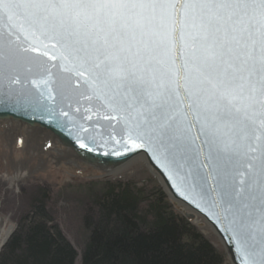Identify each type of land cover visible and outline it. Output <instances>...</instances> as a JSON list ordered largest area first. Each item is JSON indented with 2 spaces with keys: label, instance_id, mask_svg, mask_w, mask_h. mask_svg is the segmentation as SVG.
<instances>
[{
  "label": "snow or ice",
  "instance_id": "1",
  "mask_svg": "<svg viewBox=\"0 0 264 264\" xmlns=\"http://www.w3.org/2000/svg\"><path fill=\"white\" fill-rule=\"evenodd\" d=\"M0 25V63L41 78L38 104L82 81L123 121L105 154L151 152L264 264V0H0Z\"/></svg>",
  "mask_w": 264,
  "mask_h": 264
},
{
  "label": "trees",
  "instance_id": "2",
  "mask_svg": "<svg viewBox=\"0 0 264 264\" xmlns=\"http://www.w3.org/2000/svg\"><path fill=\"white\" fill-rule=\"evenodd\" d=\"M85 188L64 200L74 208L79 247L58 221L50 190L37 186L24 196L0 264H229L158 180H104Z\"/></svg>",
  "mask_w": 264,
  "mask_h": 264
},
{
  "label": "water",
  "instance_id": "3",
  "mask_svg": "<svg viewBox=\"0 0 264 264\" xmlns=\"http://www.w3.org/2000/svg\"><path fill=\"white\" fill-rule=\"evenodd\" d=\"M3 31L4 26L0 25V33ZM46 43L49 47L42 48L41 51H48L49 57L45 59H50V56L55 54L52 48L55 42ZM52 64L58 65L59 60L50 61L49 67ZM57 71L58 68H52L54 74ZM15 73L19 74L20 84H10L9 78ZM32 79L39 83L41 78L32 75L26 62H17L11 69L0 63V122L16 121L21 125L48 132L62 146L75 152L80 165L87 168L91 176L111 174L135 158L142 157L167 194L190 211L185 214L186 217L190 221L197 215L203 218L217 234L230 263L242 264L239 249L231 241L230 233L225 230L224 224L212 216L198 199L193 201V197L180 181L174 178L151 152L141 148L120 156L105 154L110 153L113 148L110 137L121 138L123 121L116 113L106 108L103 99L94 95L91 89L82 86V81L74 78L71 87L65 91V98L61 100L57 97V103L46 110L43 104L37 103L36 88L26 82ZM44 87L45 85L40 84L41 89ZM50 87L52 91H56L55 79ZM78 92H82L83 96L78 95ZM61 111L67 112L68 115H60ZM89 116L91 119H88ZM105 116H117V119L105 120ZM81 143L88 144L91 150L82 148ZM117 150L122 149L117 147Z\"/></svg>",
  "mask_w": 264,
  "mask_h": 264
},
{
  "label": "rangeland",
  "instance_id": "4",
  "mask_svg": "<svg viewBox=\"0 0 264 264\" xmlns=\"http://www.w3.org/2000/svg\"><path fill=\"white\" fill-rule=\"evenodd\" d=\"M10 144L9 149L3 148L0 143V210L5 219L14 225L17 221V216L21 213L23 208V199L28 191L37 188V186L46 187L50 190L51 201L50 204L55 211L58 221L65 228L69 238L79 247L82 240L80 227L77 225L76 217H73L74 208L67 201L70 195H80L86 190V185L92 183H101L104 180L124 181L127 179L144 182L148 178H158L148 168L147 163L141 157L135 158L133 161L125 164L122 168L115 170L113 173L102 176H91L87 168L83 166L71 165L68 163L56 164L55 161H49V166L41 167L40 160L37 156L33 160L29 155L24 153L25 146L20 143ZM28 162V174L16 179L15 173L18 165L13 162L24 161ZM28 160V161H27ZM30 161V162H29ZM117 171V172H116ZM9 174L10 177H4V174ZM159 184L162 186L160 180ZM163 191L164 187L162 186ZM168 200H170L179 212L184 215L190 212L184 205L174 201L165 191ZM66 200V201H64ZM54 206V207H53ZM186 216V215H185ZM192 222L204 233L207 238L216 245L220 250H224L223 244L220 242L217 234L213 232L210 225L205 222L200 216H196ZM79 239V242H78ZM226 253V252H225ZM228 258V254H227ZM229 264V258H228Z\"/></svg>",
  "mask_w": 264,
  "mask_h": 264
},
{
  "label": "bare ground",
  "instance_id": "5",
  "mask_svg": "<svg viewBox=\"0 0 264 264\" xmlns=\"http://www.w3.org/2000/svg\"><path fill=\"white\" fill-rule=\"evenodd\" d=\"M19 140H21L20 143L25 146L23 149L24 153L27 155L31 154L29 156L31 160H33V157L37 156L40 160L41 167L49 166L48 164L51 160L55 161L56 164L68 163L80 166L75 152L70 148L62 146L48 132L21 125L16 121L0 122V143L3 148L9 149L10 144L14 145L16 141ZM14 164L18 165L16 166L17 169L14 175L16 179H20L21 176H26V174H28L29 164L26 160L25 162H13V165ZM3 176L10 177L8 173ZM14 227V225L9 223L8 219L2 216L0 210V249L13 232Z\"/></svg>",
  "mask_w": 264,
  "mask_h": 264
}]
</instances>
